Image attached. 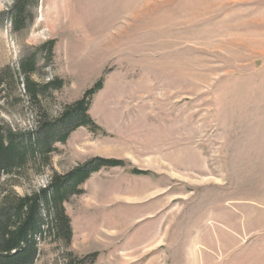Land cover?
I'll use <instances>...</instances> for the list:
<instances>
[{
    "label": "rangeland",
    "instance_id": "374dc122",
    "mask_svg": "<svg viewBox=\"0 0 264 264\" xmlns=\"http://www.w3.org/2000/svg\"><path fill=\"white\" fill-rule=\"evenodd\" d=\"M13 1L0 0L1 72L35 55V80L65 82L47 100L54 116L103 78L88 109L97 128L56 143L51 167L17 193L91 159L124 163L64 202L70 245L46 239L34 264H69L68 253L82 264H264V0H37L16 30ZM49 40L51 60L39 50ZM17 92L14 108L0 98V118L35 130Z\"/></svg>",
    "mask_w": 264,
    "mask_h": 264
},
{
    "label": "trees",
    "instance_id": "16d2710c",
    "mask_svg": "<svg viewBox=\"0 0 264 264\" xmlns=\"http://www.w3.org/2000/svg\"><path fill=\"white\" fill-rule=\"evenodd\" d=\"M37 0H14L7 17L14 30L25 25L31 15L29 7ZM55 41L45 42L39 50L51 60ZM35 55L21 61L17 69L0 71V98L4 106L21 104L17 84L23 86L28 107L34 111L35 130L13 127L10 121L0 118V264H34L39 244L50 238L65 248L72 238L70 218L64 202L70 196L81 194L82 185L91 173L103 167L122 166L117 159L95 158L86 161L65 174L52 172L48 185L19 194L15 190L21 179H30L51 167V155L57 150L56 143H65L70 133L79 126L97 128L88 114L91 98L102 88L100 78L83 97L65 105L54 116L47 105L54 91L65 82L57 77L39 82L34 79L38 72ZM22 95V96H23ZM14 100V101H13ZM14 102V103H13ZM135 174L148 171L133 169ZM69 257V264H82L85 258ZM71 256V257H70Z\"/></svg>",
    "mask_w": 264,
    "mask_h": 264
}]
</instances>
